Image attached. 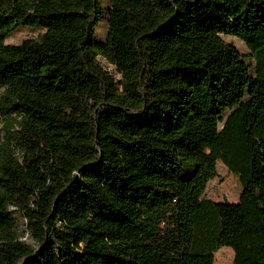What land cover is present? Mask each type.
<instances>
[{
  "label": "trees",
  "instance_id": "trees-1",
  "mask_svg": "<svg viewBox=\"0 0 264 264\" xmlns=\"http://www.w3.org/2000/svg\"><path fill=\"white\" fill-rule=\"evenodd\" d=\"M108 1L0 0V264H264V0Z\"/></svg>",
  "mask_w": 264,
  "mask_h": 264
},
{
  "label": "rangeland",
  "instance_id": "rangeland-1",
  "mask_svg": "<svg viewBox=\"0 0 264 264\" xmlns=\"http://www.w3.org/2000/svg\"><path fill=\"white\" fill-rule=\"evenodd\" d=\"M109 7V1L103 0L102 8L106 11ZM44 33L43 30L39 29H29L26 27H19L14 32H12L6 38V45H19L26 39H36ZM96 40L98 42H104L107 37V22L103 19L98 23L95 28ZM222 40L226 44L233 45L238 52L242 55L245 63L247 65H252V61L249 58V52L244 43L239 39L234 37H222ZM101 65L105 70L110 72L112 76L119 80V76L116 72L108 67L105 62L101 61ZM217 177L210 181L207 185L204 199L210 200L214 203L227 202L229 204H234L238 202L239 195L241 192V187L238 178L232 175L221 163H217ZM19 225V231L22 234L21 241L26 245L30 246L36 252L39 251V245H37L33 238L27 233L25 222L22 220L21 215L18 213L14 214ZM233 252L229 248H222L214 255V264H233Z\"/></svg>",
  "mask_w": 264,
  "mask_h": 264
}]
</instances>
